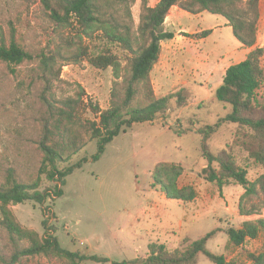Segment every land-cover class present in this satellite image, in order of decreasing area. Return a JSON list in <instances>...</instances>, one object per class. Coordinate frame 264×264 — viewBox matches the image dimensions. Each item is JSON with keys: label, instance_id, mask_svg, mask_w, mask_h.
Returning a JSON list of instances; mask_svg holds the SVG:
<instances>
[{"label": "rangeland", "instance_id": "374dc122", "mask_svg": "<svg viewBox=\"0 0 264 264\" xmlns=\"http://www.w3.org/2000/svg\"><path fill=\"white\" fill-rule=\"evenodd\" d=\"M157 3L158 0H148L149 6ZM129 10L132 18L125 21L132 28L135 45L139 46L143 0H135L128 6L116 5L110 12L124 21ZM180 23L185 29L183 36L189 42L179 56L178 67L181 78L189 84L161 87L153 83L154 77L151 84L158 98L180 92L186 100L185 106L179 108L174 102L168 112L153 122L121 133L99 158H95L99 146L92 138L90 122L96 117L91 105L107 109L114 104H124L126 79L130 75L127 62L123 60L118 70H99L86 61L76 63L64 48L60 35L62 32L69 35V30L60 29L51 21L41 0H0V26L7 38L14 27L17 42L33 56L32 60L16 67L15 73L0 62V186L6 182L9 170L14 171L21 183L36 182L44 157L40 143L46 138L50 144L67 142L72 134L78 135L83 147L69 161L62 162V167L74 166L63 185L44 179L40 190H50L51 197L43 205L29 201L11 206V210L22 228L38 233L41 238H57L62 249L109 259V262L88 260L82 264H131L136 259H145L151 244H164L169 250H185L192 241L214 230L217 233L207 246L213 253L224 255L227 261L252 264L249 253L263 249V233L257 239H248L242 246L234 247L225 229L264 219V197L247 198L244 206L255 207L256 211L252 215H241L239 206L244 187L235 182L220 187L200 177L207 164L202 157L201 130L206 125L214 126L219 118L231 112V105L217 100L216 89L225 65L242 59L237 51L224 57L229 48H237L240 42L227 20L219 15L190 14ZM218 24L222 26L213 31ZM164 29L169 31L170 26L164 25ZM203 31L210 34L201 41ZM256 47L263 49L261 65L264 68V5L253 50ZM58 51L61 54H57ZM44 54L56 55L50 68L41 63ZM206 62L224 63L215 69L212 81L205 78ZM138 90L132 106L147 104L145 89L139 86ZM80 94L83 95L81 114L69 123L59 114L62 102L77 99ZM256 101L259 105L264 102V82L257 90ZM247 139L246 130L239 132L236 124L226 122L211 138L209 148L213 153L225 150L247 170L248 178L255 181L264 170L246 150L243 143ZM160 162L183 166L179 184L195 187L197 198L194 201L183 203L167 199L159 186L153 187L152 173ZM56 185L62 191L59 197L55 194ZM29 245L26 240L12 242L8 231L0 226V264L2 259L11 261L18 250ZM66 262L52 254H37L22 256L16 264ZM197 264L213 262L200 255Z\"/></svg>", "mask_w": 264, "mask_h": 264}, {"label": "trees", "instance_id": "16d2710c", "mask_svg": "<svg viewBox=\"0 0 264 264\" xmlns=\"http://www.w3.org/2000/svg\"><path fill=\"white\" fill-rule=\"evenodd\" d=\"M261 0H158L155 6H149L148 0H143V11L140 18L138 33L141 44L135 45L132 28L125 21L132 18L127 11L124 21H119L111 9L116 5H126L135 0H41L49 18L60 29L67 28L69 35L60 33L64 48L71 54L76 63L88 62L99 70L113 68L118 70L125 60L130 67V75L126 79L128 84L127 97L123 105L114 104L107 109L99 105H91L96 119L91 121L93 140L98 141L99 151L95 158L104 153L105 148L121 133H126L136 125L153 122L158 116L168 112L173 103L179 108L185 106L186 100L178 93H170L163 97H156L151 84V71L158 62L161 53V43L174 39L175 33L164 29L166 18L170 10L177 6L180 9L197 15L203 12L224 17L228 22L235 38L246 48H253L257 44L258 23L260 20ZM110 25L114 30H112ZM11 36L7 38L0 26V62L10 67L13 73L16 67L33 56L27 52L15 38V28L11 29ZM117 30V31H115ZM210 31L200 33V38H206ZM61 54V51L56 52ZM55 53V54H56ZM42 56V64L50 68L56 55ZM263 49L256 47L244 61L227 68L222 83L216 89L218 101L231 105V112L219 118L214 126L206 125L201 130L202 157L206 161L200 177L210 183H217L222 187L226 183L235 182L244 187L245 194L240 202V214L252 215L255 207L247 209L244 201L249 197H264V171L255 181L248 178L246 169L240 167L225 150L213 153L209 142L217 129L223 123H233L238 131H247L244 146L251 157L264 170V102L259 105L256 101L257 90L264 82V68L261 65ZM145 89L144 106H132L131 103L138 95V87ZM68 98L62 102L59 114L69 123L81 114L82 98ZM124 110L127 112L124 113ZM78 135L72 134L68 141L48 143L47 138L40 143L44 153L39 168L38 180L31 184L19 182L14 171L9 170L6 182L0 186V226L8 231L12 242L29 241L30 245L18 250L11 261L2 259V264H16L22 256L37 254H52L67 260L65 264H82L91 260L94 262H109L108 258L97 255H87L80 252H70L60 247L57 238L49 236L41 238L34 231L26 230L16 221L11 206L33 201L43 205L51 197L50 190L41 191V181L58 182L63 185L64 178L74 166L62 167V162L69 161L83 147L79 143ZM78 166V165H76ZM184 173L180 163L160 162L152 173L153 187L159 186L165 198L189 203L197 198V191L193 185L180 186L179 180ZM55 194L62 193L57 189ZM225 232L229 242L234 247L242 246L248 239H257L264 234V219L256 222L246 221L240 228L226 227ZM217 233L209 232L202 238L192 241L185 250H169L166 245L154 243L149 246V255L143 259H136L131 264H197L199 256L203 255L213 264H238L227 261L224 255H217L208 248V242ZM252 264H264L263 249L258 253H249ZM112 264H127L113 262Z\"/></svg>", "mask_w": 264, "mask_h": 264}, {"label": "crops", "instance_id": "0c3cea01", "mask_svg": "<svg viewBox=\"0 0 264 264\" xmlns=\"http://www.w3.org/2000/svg\"><path fill=\"white\" fill-rule=\"evenodd\" d=\"M263 5H264V0H261L260 2V9H261V19L263 15ZM205 12L197 14L196 16H203ZM190 16V13L180 9L177 6H174L170 12L168 17L166 18L165 25L166 27L170 26V30L175 33V37L172 40L169 41H164L161 43V53L159 56L158 62L154 65V68L151 71V77L153 78V83L157 82L161 87L164 85L168 86L167 84H170L171 87H177L180 85H185L189 84V81H184L181 78V73H180V68L178 67V61L180 60V55H182V50H186L185 48V43L189 42L187 41L186 37L183 36V33L185 29L182 27L180 20H185L188 19ZM169 24V25H168ZM227 25H229V22L227 21ZM222 24H218L212 30H217L219 27H221ZM211 30V31H212ZM213 30V31H214ZM206 38H203L201 41H204ZM237 48H229V50L226 52L224 57H227L231 54L232 51H237L240 56H242V59L238 62L244 61L247 57V55L253 50V48H246L243 47L241 43ZM223 58L221 59V61ZM236 62V63H238ZM207 63V62H206ZM224 65V63H218L215 64H209L205 65V78L207 81H212L213 78L215 77L214 73L215 69L219 67V65ZM235 64V63H233ZM232 64H227L225 65L222 69V73H220V80L219 85L222 83L223 78L225 76L227 68H229ZM195 82V81H194ZM197 82V81H196ZM165 95V94H164ZM162 192V191H161ZM164 196V194L162 193ZM165 197V196H164ZM163 198V197H162Z\"/></svg>", "mask_w": 264, "mask_h": 264}]
</instances>
